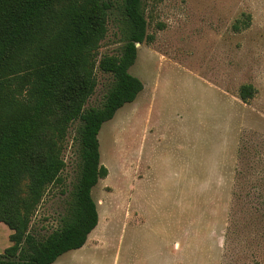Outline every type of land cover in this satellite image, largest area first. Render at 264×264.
Wrapping results in <instances>:
<instances>
[{"label": "rangeland", "instance_id": "rangeland-1", "mask_svg": "<svg viewBox=\"0 0 264 264\" xmlns=\"http://www.w3.org/2000/svg\"><path fill=\"white\" fill-rule=\"evenodd\" d=\"M96 50L100 107L113 83L97 66L124 44L122 0ZM147 39L128 71L143 89L102 123L91 190L98 222L83 246L51 264H264V0H142ZM253 95L243 101L241 85ZM79 120L65 167L33 211L29 231L59 228L79 166ZM0 222V253L11 242Z\"/></svg>", "mask_w": 264, "mask_h": 264}, {"label": "trees", "instance_id": "trees-1", "mask_svg": "<svg viewBox=\"0 0 264 264\" xmlns=\"http://www.w3.org/2000/svg\"><path fill=\"white\" fill-rule=\"evenodd\" d=\"M111 7L110 0H0V222L11 242L0 264H51L83 246L97 225L91 190L107 174L97 135L143 89L128 69L136 43L147 39L142 0H122L120 54L97 61L113 83L100 107L85 109ZM253 92L250 84L239 88L243 101ZM75 120L80 166L71 205L61 226L38 239L29 231L31 216L46 187L60 180L67 130Z\"/></svg>", "mask_w": 264, "mask_h": 264}]
</instances>
